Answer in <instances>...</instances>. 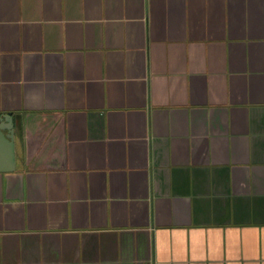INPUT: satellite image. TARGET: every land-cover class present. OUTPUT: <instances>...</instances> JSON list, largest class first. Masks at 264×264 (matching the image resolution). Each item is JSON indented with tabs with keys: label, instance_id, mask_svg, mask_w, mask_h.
Wrapping results in <instances>:
<instances>
[{
	"label": "crops",
	"instance_id": "0c3cea01",
	"mask_svg": "<svg viewBox=\"0 0 264 264\" xmlns=\"http://www.w3.org/2000/svg\"><path fill=\"white\" fill-rule=\"evenodd\" d=\"M0 264H264V0H0Z\"/></svg>",
	"mask_w": 264,
	"mask_h": 264
},
{
	"label": "water",
	"instance_id": "95a60500",
	"mask_svg": "<svg viewBox=\"0 0 264 264\" xmlns=\"http://www.w3.org/2000/svg\"><path fill=\"white\" fill-rule=\"evenodd\" d=\"M15 166L13 124L11 115L0 116V171L13 170Z\"/></svg>",
	"mask_w": 264,
	"mask_h": 264
}]
</instances>
